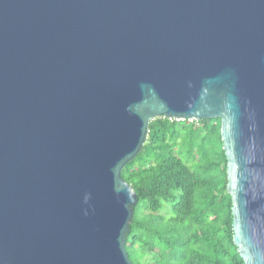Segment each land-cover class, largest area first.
Segmentation results:
<instances>
[{"label": "water", "instance_id": "1", "mask_svg": "<svg viewBox=\"0 0 264 264\" xmlns=\"http://www.w3.org/2000/svg\"><path fill=\"white\" fill-rule=\"evenodd\" d=\"M157 116L220 118L264 264V0H0V264H134L121 170Z\"/></svg>", "mask_w": 264, "mask_h": 264}, {"label": "trees", "instance_id": "2", "mask_svg": "<svg viewBox=\"0 0 264 264\" xmlns=\"http://www.w3.org/2000/svg\"><path fill=\"white\" fill-rule=\"evenodd\" d=\"M222 144L218 117L149 121L141 151L121 170L137 195L125 240L134 264L243 263Z\"/></svg>", "mask_w": 264, "mask_h": 264}, {"label": "rangeland", "instance_id": "3", "mask_svg": "<svg viewBox=\"0 0 264 264\" xmlns=\"http://www.w3.org/2000/svg\"><path fill=\"white\" fill-rule=\"evenodd\" d=\"M165 205H167V204H165ZM168 209H169L168 206H165V207L161 210V212L167 214V213H168Z\"/></svg>", "mask_w": 264, "mask_h": 264}]
</instances>
